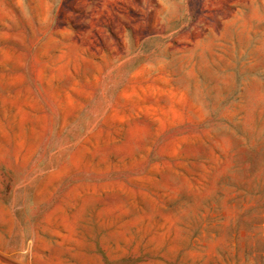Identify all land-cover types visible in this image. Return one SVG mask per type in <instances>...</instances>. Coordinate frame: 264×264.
I'll return each mask as SVG.
<instances>
[{"label": "rangeland", "instance_id": "1", "mask_svg": "<svg viewBox=\"0 0 264 264\" xmlns=\"http://www.w3.org/2000/svg\"><path fill=\"white\" fill-rule=\"evenodd\" d=\"M0 264H264V0H0Z\"/></svg>", "mask_w": 264, "mask_h": 264}]
</instances>
